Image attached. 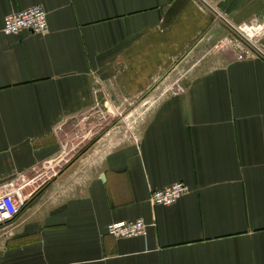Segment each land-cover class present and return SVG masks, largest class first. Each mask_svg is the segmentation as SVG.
<instances>
[{
  "label": "crops",
  "instance_id": "obj_1",
  "mask_svg": "<svg viewBox=\"0 0 264 264\" xmlns=\"http://www.w3.org/2000/svg\"><path fill=\"white\" fill-rule=\"evenodd\" d=\"M206 2L264 20V0ZM36 5L45 33L2 31ZM149 98L133 137L65 153L80 116ZM18 175L0 264H264V57L202 0H0V183ZM137 218L144 235L108 233Z\"/></svg>",
  "mask_w": 264,
  "mask_h": 264
},
{
  "label": "built area",
  "instance_id": "obj_2",
  "mask_svg": "<svg viewBox=\"0 0 264 264\" xmlns=\"http://www.w3.org/2000/svg\"><path fill=\"white\" fill-rule=\"evenodd\" d=\"M215 17L221 21L230 32L246 41L259 54L264 57V51L261 47V39L264 36V20L254 19L242 23H235L227 13L218 7L212 6L202 0ZM49 28L47 12L40 6H31L27 9L9 13L3 25L2 31L5 34H19L25 30L36 34H43ZM227 44V38L224 37L219 42L220 47ZM26 184L22 181L21 175L0 183V226L13 220L19 214V210L27 203L29 196L25 192ZM189 186L184 182H175L161 189L153 190L151 201L153 204L165 206L172 205L179 198L189 192ZM147 224L143 218H137L131 221L113 222L108 227V233L116 238H131L144 235Z\"/></svg>",
  "mask_w": 264,
  "mask_h": 264
},
{
  "label": "rangeland",
  "instance_id": "obj_3",
  "mask_svg": "<svg viewBox=\"0 0 264 264\" xmlns=\"http://www.w3.org/2000/svg\"><path fill=\"white\" fill-rule=\"evenodd\" d=\"M254 19L258 18H252L249 21ZM225 37L227 38V36ZM151 102L152 100L149 98L141 102H134L119 110L114 106L112 109L108 107L107 111L105 110L98 114L99 116L97 118H93L94 116H88L90 118L80 116L77 118L76 122H73V125L68 128L69 130L65 132V139L63 140L64 148L67 149L65 153L69 156L71 153L79 151L87 146L100 144L104 142L106 138H109L108 143L111 142L116 144L129 136L133 137V134L136 133L134 122H138L140 118L145 116ZM115 130H119L120 133H114ZM108 134H110L109 137ZM104 143H106V141Z\"/></svg>",
  "mask_w": 264,
  "mask_h": 264
}]
</instances>
